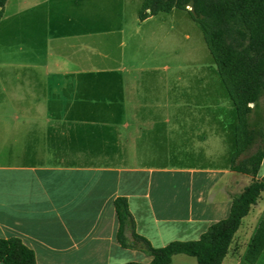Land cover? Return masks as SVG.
<instances>
[{"label": "crops", "instance_id": "crops-1", "mask_svg": "<svg viewBox=\"0 0 264 264\" xmlns=\"http://www.w3.org/2000/svg\"><path fill=\"white\" fill-rule=\"evenodd\" d=\"M98 4L8 0L0 21V239L36 264L137 263L144 251L116 241L117 198L163 248L197 240L264 179V157L255 178L230 170L236 111L210 54L180 52L178 12L121 9L101 29Z\"/></svg>", "mask_w": 264, "mask_h": 264}, {"label": "trees", "instance_id": "trees-1", "mask_svg": "<svg viewBox=\"0 0 264 264\" xmlns=\"http://www.w3.org/2000/svg\"><path fill=\"white\" fill-rule=\"evenodd\" d=\"M7 1L0 0V21ZM173 10L186 13L200 28L235 108V151L230 170L255 178L264 157V114L260 105L264 97V0H143L138 19L143 21ZM262 192L264 179L252 181L233 196L227 218L210 225L197 240L174 241L163 248H153L134 233L127 200L117 198L113 203L118 223L116 241L122 248L143 250L151 257L147 264H170L176 255L194 258L196 264H222L242 220ZM127 230L131 231L130 240ZM263 251L264 219L253 231L244 263L256 264ZM0 264H36L35 255L17 238L0 239Z\"/></svg>", "mask_w": 264, "mask_h": 264}, {"label": "rangeland", "instance_id": "rangeland-1", "mask_svg": "<svg viewBox=\"0 0 264 264\" xmlns=\"http://www.w3.org/2000/svg\"><path fill=\"white\" fill-rule=\"evenodd\" d=\"M142 2L143 0H98V6L100 5V11L98 12V15L102 23H104H101L99 27L102 29L105 26H108L109 24L111 25L112 22L115 23L116 20L114 19V16L120 14L121 9L124 11L123 15L125 16L126 20L133 19L136 16L137 11L140 9ZM176 12H178V17L175 20L179 24V33L177 34V38L175 36L174 41L177 39L180 52L183 51L184 54H209L205 46L200 28L188 18L186 13L180 11ZM101 16L102 18L105 16V19L102 20ZM185 18L188 22V29L195 31V34H192L190 31L187 32L186 35H188V38H190V40L187 41L184 40V31H186L187 29V27L183 28V23L186 21ZM23 27L24 28L22 31V27L21 29L20 27H18L20 32H14L12 36L7 37L5 40L10 41L11 45L14 44L13 41H15L16 38H19L20 41H22L23 38L25 40L24 24ZM102 47L106 48L105 43L104 45H102ZM260 105L264 114V97L260 100ZM247 156L248 155H246V157ZM186 160L188 159H185V161ZM262 219H264V192L260 194L256 204L251 207L249 215L242 220L240 229L233 238L228 253L224 258L222 264H246L243 261L245 250L247 248V245L249 244V241L255 229L254 226L258 224V222ZM130 261H135L141 264H147L149 261H151V258L147 253L144 252V255H140L139 257H131ZM170 264H196V261L194 258L191 257H186L184 255H176L172 258ZM256 264H264V251Z\"/></svg>", "mask_w": 264, "mask_h": 264}]
</instances>
